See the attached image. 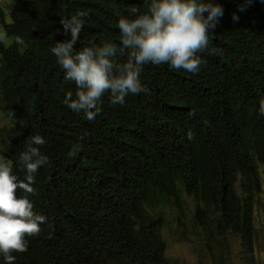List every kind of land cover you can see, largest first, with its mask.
<instances>
[{"label":"clouds","instance_id":"1","mask_svg":"<svg viewBox=\"0 0 264 264\" xmlns=\"http://www.w3.org/2000/svg\"><path fill=\"white\" fill-rule=\"evenodd\" d=\"M16 1L1 5L0 0V5L11 7ZM49 1L62 10L60 29L40 27L32 32L48 41L61 72L49 103L62 106L51 120L49 135L57 149L79 161L69 166L67 180L54 190L37 188L35 175L41 167L64 176L60 163L45 154V140L39 134L18 144L14 118L0 109V264H234L229 236L237 238L242 264H250L244 261L239 241L238 232L244 228L257 233L251 264H264V151L247 145L257 125L264 132V0H150L144 9L133 12L129 0H93L106 8V17L97 20L89 19L86 11L78 12L91 4L88 0ZM5 35L0 27L3 41ZM206 62L216 65L215 77H235V91L222 86L214 92L206 84L210 76ZM149 63L171 71L165 75L171 94L162 97L165 101L157 99V106L147 99L134 101L132 96L140 98L148 92L141 76ZM239 69L254 83H243ZM168 76L182 79L177 91ZM224 92L230 94L229 100L237 101L239 94L255 101L257 118L239 107L228 112L236 129L232 145L237 155L241 148L256 154L255 181L246 183L254 190L235 192L243 184L238 160L232 192L221 197L207 217L198 211L196 197L185 190L170 196L167 206L160 198L141 199L139 180L130 184L129 177L150 180L144 168L146 150L151 135L159 132V115L172 119L186 111L192 117L196 106L204 107L215 93ZM112 104L126 106L124 119L136 126L137 137L122 139L121 128H115V118L108 115ZM149 111L155 117L148 116ZM100 117L105 118L106 129L97 126ZM185 126L191 130V120ZM187 138L194 139V134L189 131ZM167 144L175 146L173 141ZM126 150L135 151L138 159L124 167L108 159L94 163L103 159L104 151L113 156ZM78 172L94 176L87 183L89 177L80 178ZM220 216L227 238L217 241L213 255L222 245L224 259L210 256L199 241L191 248V236L206 220ZM156 226H161V242L153 237ZM178 243L186 247L185 256L170 257L169 249Z\"/></svg>","mask_w":264,"mask_h":264},{"label":"trees","instance_id":"2","mask_svg":"<svg viewBox=\"0 0 264 264\" xmlns=\"http://www.w3.org/2000/svg\"><path fill=\"white\" fill-rule=\"evenodd\" d=\"M88 1L91 4L79 9L78 12L86 11L87 17L91 20L106 17V8L102 3ZM129 3L131 12L133 9L141 11L150 4V0L147 2L146 0H129ZM8 10H11L9 16L6 14ZM61 14L60 7L49 0H17L11 7L0 5V27L7 37L6 41L0 37V109L14 118L18 131L16 142L21 144V139H29L37 134L41 135L45 140L43 145L45 154L53 162L60 163L64 173V176L59 173L54 174L41 167L35 175H38L35 184L43 191L54 190L62 182H65L67 180L65 174L69 171V166L79 161L77 156L70 157L66 156L64 152L62 153L50 138L51 120L55 114L58 115L57 111L61 108L62 103L50 104L49 101L54 98L58 90V76L61 72L51 57L48 41L43 38L38 39L37 35L32 33L40 27H50L54 31L60 29L59 17ZM11 37L17 38V41L11 43L9 40ZM161 68L160 65L151 63L144 66L141 77L148 92L140 98L138 95H132L134 101L147 99L152 106H157L160 104L157 99L161 98V101H165L162 97L171 94L172 88L165 79V75H169L171 71ZM204 69L210 75L207 77L209 80L206 81V84L212 87L214 92H217L218 88L222 86L235 91V77L231 79H226L224 76L215 77L217 72L213 73L212 71L216 69V65L211 62H206ZM239 70L243 83H254V80L244 70ZM233 74L235 76L236 73ZM168 78L175 82L177 91L182 79L173 76H168ZM232 84L233 87L230 88ZM229 95L228 92H224V95L215 93L210 104L194 108L196 114L192 117H188L186 111L176 114L172 119L164 117L165 113L159 115L160 117L157 119L159 132L157 135H151L149 149L146 150L147 163L139 155L141 162L146 163L144 168L148 171L150 180L143 182L135 175L129 177L130 184H137L134 180H139L137 194L141 199L156 202L160 198L163 205L167 206L170 196L178 195L180 190H185L196 197L200 203L198 211L203 217H207L209 213L216 210L218 200L232 192L238 174L237 165L240 162L243 184L235 192L245 194L254 190L252 185L246 183L255 181L256 154L248 153L241 148L240 154L237 155L232 145V141L236 139L232 133L236 129L231 126V121H228V112L231 107H239L247 116L257 118L255 101L249 95L240 96L239 94L237 101L229 100ZM242 102L246 105H242ZM181 104L185 105L182 102ZM110 108L111 111L108 115L115 118V128H121L122 139L137 137L136 126L124 119L126 106L119 107L112 104ZM147 114L155 117L153 111H149ZM103 119L105 118L100 117L97 126L106 129L107 126L103 124ZM190 120L191 130L185 126ZM198 122L201 123L198 124ZM189 131L194 134L192 140L187 138ZM251 132L255 135L251 136L247 142L248 148L257 152L264 151L262 128L257 125V129L251 130ZM167 141H173L175 146H170ZM107 159L112 164L124 167L126 162L132 163L138 157L133 150H126L124 153L120 152L113 156H110L108 151H104L103 159L99 158L94 163ZM180 163H182L181 166H179ZM93 173L90 177L87 172H78L77 174L83 179L89 177L87 179V183H89L94 176ZM148 222L144 221V224ZM226 234L227 229L222 224L221 216L206 220L201 230L195 236H191L194 238L191 248L199 241L201 248L210 256L224 259L220 254L222 245L217 249V254H213L216 251L217 241L227 238ZM238 234L245 255L244 261L251 264L252 247L255 244L257 233L253 229L244 228ZM153 237L162 241L161 226H156L153 229Z\"/></svg>","mask_w":264,"mask_h":264},{"label":"rangeland","instance_id":"3","mask_svg":"<svg viewBox=\"0 0 264 264\" xmlns=\"http://www.w3.org/2000/svg\"><path fill=\"white\" fill-rule=\"evenodd\" d=\"M4 1L5 0H1V5L5 4ZM6 1L8 2V1H11V0H6ZM229 237H230V242H231V246H232V254L234 255V256H232V261H233L234 264H242V262L240 261V257L243 256V255L241 254L242 250L239 252L238 245H237V243L235 241L237 238L231 237V236H229ZM185 243L186 242H184V244ZM181 244H182V242H181ZM181 244L180 243L173 244L171 246V248L169 249L168 255L170 257H173V258H176V257H179V256H185V253H186L187 249H186L185 246H183Z\"/></svg>","mask_w":264,"mask_h":264}]
</instances>
